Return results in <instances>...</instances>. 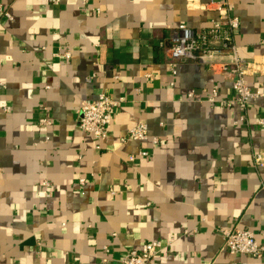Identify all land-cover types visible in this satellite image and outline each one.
I'll use <instances>...</instances> for the list:
<instances>
[{
	"label": "crops",
	"instance_id": "1",
	"mask_svg": "<svg viewBox=\"0 0 264 264\" xmlns=\"http://www.w3.org/2000/svg\"><path fill=\"white\" fill-rule=\"evenodd\" d=\"M229 2L246 81L264 90V0ZM208 3L0 0V264H119L156 241L148 264H264L223 236L264 243V98L223 107L202 91L233 96L219 67L169 66L174 29L220 18ZM101 92L120 103L97 140L79 106ZM139 123L157 143L126 139Z\"/></svg>",
	"mask_w": 264,
	"mask_h": 264
},
{
	"label": "built area",
	"instance_id": "2",
	"mask_svg": "<svg viewBox=\"0 0 264 264\" xmlns=\"http://www.w3.org/2000/svg\"><path fill=\"white\" fill-rule=\"evenodd\" d=\"M52 2L56 0H50ZM220 14L218 20L212 21L211 26L202 31H194L186 25H179L172 32V44L167 49L169 66L175 73V65L181 61H199L207 64L210 68L219 67L221 72L231 80L233 96L227 99L218 97V90L213 88L204 93H209L210 101L223 107L237 105L241 110H246L249 103L264 98V90L253 89L246 81L248 71L247 62L239 54V49L234 42L235 31L239 28L240 19L229 9V0H209ZM7 17L11 16L7 14ZM66 59H71V53H64ZM149 77V75H147ZM195 90L189 92V98H193ZM116 100L105 92H101L96 98L83 100L79 106L78 127L80 130L99 140L108 136L114 109L119 105ZM243 121V116H241ZM258 124L264 125V119ZM151 138L154 143L158 142L157 137L149 135L147 124L139 123L133 126L126 139L145 141ZM142 155L147 152L142 150ZM134 157L130 158L133 161ZM261 156L256 155L255 162L261 163ZM85 178H80L79 183L83 185ZM42 193L47 197L51 195L48 182L41 185ZM225 246L230 254H244L254 257L264 256V243L256 239L253 231L248 229H226L223 231ZM162 242H150L144 244L139 250H133L124 255L119 264H148L161 250Z\"/></svg>",
	"mask_w": 264,
	"mask_h": 264
}]
</instances>
